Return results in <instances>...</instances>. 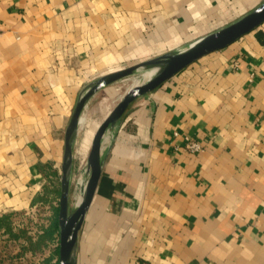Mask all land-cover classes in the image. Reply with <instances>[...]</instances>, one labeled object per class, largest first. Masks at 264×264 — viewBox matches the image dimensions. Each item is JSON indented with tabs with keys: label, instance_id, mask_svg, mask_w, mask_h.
I'll use <instances>...</instances> for the list:
<instances>
[{
	"label": "crops",
	"instance_id": "crops-1",
	"mask_svg": "<svg viewBox=\"0 0 264 264\" xmlns=\"http://www.w3.org/2000/svg\"><path fill=\"white\" fill-rule=\"evenodd\" d=\"M263 1L0 0V216L61 189L66 129L87 85ZM116 82L83 111L73 172L116 106ZM188 139L203 149L188 151ZM78 264H264V23L128 107L104 143Z\"/></svg>",
	"mask_w": 264,
	"mask_h": 264
},
{
	"label": "water",
	"instance_id": "water-1",
	"mask_svg": "<svg viewBox=\"0 0 264 264\" xmlns=\"http://www.w3.org/2000/svg\"><path fill=\"white\" fill-rule=\"evenodd\" d=\"M263 23L264 1L238 20L196 39L185 47L104 75L84 88L66 129L58 213V264H78L80 231L94 201L102 173L103 139L106 134L110 137L112 129L122 119L128 107L139 97L155 90L181 70L204 56L227 47ZM152 69L155 70V73L146 82L130 87L95 131L87 158V169L84 176L85 190L79 204L71 209L70 187L74 164V147L85 107L91 98L107 85L134 76L144 70Z\"/></svg>",
	"mask_w": 264,
	"mask_h": 264
},
{
	"label": "rangeland",
	"instance_id": "rangeland-1",
	"mask_svg": "<svg viewBox=\"0 0 264 264\" xmlns=\"http://www.w3.org/2000/svg\"><path fill=\"white\" fill-rule=\"evenodd\" d=\"M141 74L143 73H138L134 76L124 78L114 84L116 88H119V95L114 102L116 105L123 98L125 92H127V90L130 88L132 84V79L134 77L139 76V78L143 80V77H140ZM141 80L135 85L143 83V81ZM105 94L106 92H103V94H101L96 101L100 102L101 98L105 96ZM86 117L88 119L89 126L96 125V123H98L100 120L99 118L100 113L98 112V110H96L95 107L94 110L88 109L86 111ZM85 125H86V119L84 120L83 128L85 127ZM81 128L82 125H80V129ZM82 135L83 132H80L79 139H81ZM76 149L77 150L79 149V143L76 144ZM89 151H90V147L85 155L81 154L79 156L80 158L76 160L77 161L76 165H80L79 171L73 172L72 170L71 187H70L71 209H73V207L76 205L77 196L81 191V185L78 181V178L80 175L85 176L86 174L87 158ZM46 194L43 197H48L49 194L48 195ZM59 198L60 195L54 196V198L50 197L49 195L48 199L50 200V202L45 201L44 203L39 201L36 206L26 211L14 214L11 218L13 222L14 231L20 233L22 229H27L32 235L36 236L38 231L40 230V227L42 225L48 224L49 218L52 214L51 205L52 203L56 204L57 199L59 200ZM58 243H59V239H58ZM23 245L25 246V242L23 238L21 240H15L11 238L9 235L5 233H1L0 234V264H56L57 261L56 258L53 257L50 260V257L52 256L53 249L57 246V242H53L50 245L46 246L44 249L40 248L37 249L36 251H31L28 249L24 250Z\"/></svg>",
	"mask_w": 264,
	"mask_h": 264
},
{
	"label": "trees",
	"instance_id": "trees-1",
	"mask_svg": "<svg viewBox=\"0 0 264 264\" xmlns=\"http://www.w3.org/2000/svg\"><path fill=\"white\" fill-rule=\"evenodd\" d=\"M54 198V196L60 195L59 189H48L46 195ZM48 195V197H49ZM48 197H38L33 201L36 204L38 201L44 202L49 201ZM52 202V201H51ZM52 214L49 218L47 225H42L37 235H32L27 229H22L20 233L14 231L13 222L11 220L14 213L5 214L0 216V234L5 233L15 240L24 239L25 246L24 250L28 249L31 251H36L37 249H44L46 246L53 242H57V246L53 249L52 256L50 260L54 257L56 258V264H58V239H59V224H58V213H59V200L57 199L56 204L51 205Z\"/></svg>",
	"mask_w": 264,
	"mask_h": 264
},
{
	"label": "bare ground",
	"instance_id": "bare-ground-1",
	"mask_svg": "<svg viewBox=\"0 0 264 264\" xmlns=\"http://www.w3.org/2000/svg\"><path fill=\"white\" fill-rule=\"evenodd\" d=\"M140 73H143L141 74L140 77H143V80H141V78L138 77H134L132 79V84L130 87L134 86L136 83H138L140 80L144 82H146L154 73H155V70H144ZM128 85V84H127ZM139 85V84H137ZM128 91V90H127ZM122 93V92H121ZM126 93V92H125ZM124 94V93H123ZM119 95V94H118ZM115 104V103H114ZM86 118L83 119V121L85 120ZM81 121V120H80ZM109 139V136L108 134L105 135V138H104V143ZM78 181L81 185V191L80 193L78 194L77 196V200H76V206L79 204L81 198H82V195L84 193V190H85V185H86V182H85V177L83 175H80L79 178H78ZM75 203V202H74Z\"/></svg>",
	"mask_w": 264,
	"mask_h": 264
},
{
	"label": "built area",
	"instance_id": "built-area-1",
	"mask_svg": "<svg viewBox=\"0 0 264 264\" xmlns=\"http://www.w3.org/2000/svg\"><path fill=\"white\" fill-rule=\"evenodd\" d=\"M2 32V29L0 27V34ZM104 140V139H103ZM185 148L190 152H200L203 149V146L201 142L193 139H188Z\"/></svg>",
	"mask_w": 264,
	"mask_h": 264
}]
</instances>
